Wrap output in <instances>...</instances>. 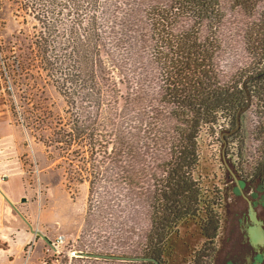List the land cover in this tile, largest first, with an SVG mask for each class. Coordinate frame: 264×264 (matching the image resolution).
Masks as SVG:
<instances>
[{"label": "trees", "instance_id": "obj_1", "mask_svg": "<svg viewBox=\"0 0 264 264\" xmlns=\"http://www.w3.org/2000/svg\"><path fill=\"white\" fill-rule=\"evenodd\" d=\"M5 1L14 5L16 16L32 22L30 34L6 62L5 70L10 76L11 72L19 77L44 76L65 103L63 116L54 120L49 116V124L44 118L31 123L35 132L48 128L49 135L40 141L65 165L68 179L89 183L83 234L91 232L93 196L101 199L99 189L105 190L104 183L118 184L148 198V227L141 254L134 261L156 264L153 259L166 264L171 235L181 223L192 220L198 222L203 243L189 264H213L223 198L217 189L208 192L196 178L199 140L203 133L238 135L242 115L252 110L258 154L252 179L264 172V12L246 36L250 66L233 81L222 83L214 63L213 38L200 35L204 25L215 29L220 23V0H130L144 5L151 57L160 72L161 98L175 121L166 158L146 166L142 129L129 123L120 105L119 84H125L124 78L115 76L123 74L116 29L125 25L118 19L129 0ZM231 1L251 15L262 0ZM137 22L143 24L140 19ZM21 125L31 129L29 123ZM220 138L225 141L226 137ZM114 169L122 173L112 175ZM82 254L87 259L109 256L96 251Z\"/></svg>", "mask_w": 264, "mask_h": 264}, {"label": "rangeland", "instance_id": "obj_2", "mask_svg": "<svg viewBox=\"0 0 264 264\" xmlns=\"http://www.w3.org/2000/svg\"><path fill=\"white\" fill-rule=\"evenodd\" d=\"M143 8L144 5L129 0L119 15L118 23H125L116 29L117 37L121 40V55L118 58L123 65V74L115 76L117 79L124 78L125 84H119L122 95L120 105L124 107L129 123L141 127L139 135L141 143L145 145V165L153 166L167 156L175 135V121L170 117V106L163 103L161 98L160 72L152 61ZM220 9L222 19L217 27L214 29L206 24L200 35L202 39L213 38L212 42L217 47L214 57L216 70L220 81L228 83L252 62L246 48V36L251 25L264 12V0L251 15L235 6L231 0H220ZM26 19L24 22L22 17L15 15L12 3L0 0V121L4 129L11 125L18 137L19 174L26 187L24 202L18 205L21 215L28 219V225L21 218L19 221L21 226L27 227L28 232L32 231L33 236L25 247L26 258L34 250L28 264H140L134 260L87 259L82 254V251H96L126 258L140 255L148 227V198L144 193L136 196V189L126 191L122 185L102 184L105 190L99 189L101 199L93 196L91 201L93 211L89 219L92 228L89 230L92 233L83 234L90 200L89 183L71 182L68 179L65 165L57 159L52 149H46L40 141V137L49 135L48 128L44 126L35 132L31 123L40 118L43 121L44 118L49 124V116L53 120L63 116L65 103L44 76L32 74L19 77L12 72L10 76L5 70L6 62L13 58L16 48L31 32L32 22ZM139 19L143 24L138 26ZM22 121L29 123L31 129L22 126ZM256 123L254 113L248 110L239 122L240 137L224 131L214 136L203 133L199 140L200 158L196 178L208 192L217 189L223 198L222 226L213 264H225L227 259L235 264H251L248 247L251 243L246 228L256 214L255 203L264 200L260 193L262 188L254 183L251 174L255 158L258 157L254 139ZM221 136L226 137L225 141L221 140ZM52 155L55 159L51 158ZM117 173L122 172L114 169L111 174ZM242 176L246 177L245 183ZM1 179L7 180L8 176L3 175ZM19 191L20 187L17 189ZM37 233L39 235L35 241L40 240V244L35 249L34 237ZM59 236L63 237L64 244L60 252H55L47 242L51 245ZM250 236L254 241L261 237L259 230L258 235L254 230ZM202 243L197 221L181 223L170 237L166 264H189ZM230 246L232 252L225 255ZM68 251L75 252L76 256L70 259Z\"/></svg>", "mask_w": 264, "mask_h": 264}, {"label": "crops", "instance_id": "obj_3", "mask_svg": "<svg viewBox=\"0 0 264 264\" xmlns=\"http://www.w3.org/2000/svg\"><path fill=\"white\" fill-rule=\"evenodd\" d=\"M11 128V125H7L4 129L0 121V264H28L34 250L26 258L25 247L33 240V236L32 231L28 232L27 227L21 226L19 221L21 218L28 225V219L21 215L18 205L24 202L26 187L19 174L18 137ZM3 175H7L8 179L2 180ZM19 187L20 191L17 192ZM47 243L50 247V243ZM39 244L40 240L35 241L34 248Z\"/></svg>", "mask_w": 264, "mask_h": 264}, {"label": "flooded vegetation", "instance_id": "obj_4", "mask_svg": "<svg viewBox=\"0 0 264 264\" xmlns=\"http://www.w3.org/2000/svg\"><path fill=\"white\" fill-rule=\"evenodd\" d=\"M256 174L255 172L253 173ZM255 184L262 188V191L260 192L264 197V172L261 173L260 178H256ZM242 182H246V177H242ZM258 204L255 203L257 206L256 208V216L254 215L253 222L250 223V225L246 228L248 238L250 239V243L248 244V247L250 248V260L251 264H264V200L262 203L257 201ZM257 218V220L255 219ZM256 230V234L258 235V230L260 234V239L257 241H254L250 235H252V231ZM233 242V241H232ZM231 243V242H230ZM231 245V244H230ZM229 252H232V248H230L225 252V255H227ZM235 264L233 261L225 260V264Z\"/></svg>", "mask_w": 264, "mask_h": 264}, {"label": "built area", "instance_id": "obj_5", "mask_svg": "<svg viewBox=\"0 0 264 264\" xmlns=\"http://www.w3.org/2000/svg\"><path fill=\"white\" fill-rule=\"evenodd\" d=\"M64 244L63 237L59 236L50 246L55 252H60ZM76 253L73 251H68L67 256L71 259Z\"/></svg>", "mask_w": 264, "mask_h": 264}, {"label": "water", "instance_id": "obj_6", "mask_svg": "<svg viewBox=\"0 0 264 264\" xmlns=\"http://www.w3.org/2000/svg\"><path fill=\"white\" fill-rule=\"evenodd\" d=\"M96 257H104V258H110V259H119V260H137V259H134V258H126V257H118V256H96ZM153 261L154 263L156 264H160L158 261L156 260H151Z\"/></svg>", "mask_w": 264, "mask_h": 264}]
</instances>
